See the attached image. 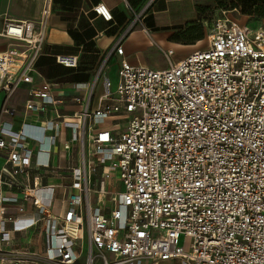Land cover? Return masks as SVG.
<instances>
[{"label":"built area","instance_id":"2783aa9c","mask_svg":"<svg viewBox=\"0 0 264 264\" xmlns=\"http://www.w3.org/2000/svg\"><path fill=\"white\" fill-rule=\"evenodd\" d=\"M153 2L135 13L130 30ZM93 12L113 20L104 5ZM222 14L206 24L207 49L178 62L167 50L164 70L123 61L116 90L105 82L95 109L98 78L76 86L88 92L79 114L18 130L6 104L21 86H32L29 94L41 101L28 102L27 113L56 104V84L36 68L50 0L40 20L5 23L1 36L11 44L0 54V187L22 199L0 191V264H264V30L252 35ZM114 51L124 55L120 41ZM56 62L78 66L72 56ZM56 127L71 130L65 148L76 149L54 168L67 185L42 186L31 173L53 170ZM27 205L36 216L28 218ZM25 217L44 237L41 254L5 248L13 241L8 225Z\"/></svg>","mask_w":264,"mask_h":264},{"label":"crops","instance_id":"0c3cea01","mask_svg":"<svg viewBox=\"0 0 264 264\" xmlns=\"http://www.w3.org/2000/svg\"><path fill=\"white\" fill-rule=\"evenodd\" d=\"M150 0H50L51 16L48 21L46 43L43 47V55L37 64L38 74L47 81V78L38 71L39 66L49 65L60 70H79L82 64L88 63L93 74L91 81H79L75 84L65 82L62 85L52 82L56 74H48V82L56 84L52 90L55 106H49L44 114L27 113L24 109L28 102L41 104V101L32 97L29 92L32 86L23 85L17 94L6 104L16 113L8 119L18 130L23 123L41 126L46 122L55 120L57 115L65 119L79 114L85 106L88 92L86 89H77V85L91 86L98 78L91 104L95 109L98 99L104 94V84L109 82L113 91L118 85V72L123 61L131 65L148 66L145 50L151 47H159L161 51L176 50L182 47L183 41L176 39L179 31L186 29L190 24L197 23L201 6L208 0H154L148 11L141 16L133 29H129L134 23L135 13L139 15ZM47 0H0V54L6 52L11 42L2 37L7 21L36 22L41 19ZM106 6L112 16L111 22L104 21L93 12L97 5ZM153 8L151 11L150 9ZM203 22V30L206 35V24ZM149 31L147 35L145 31ZM136 33L142 34L143 42L139 48L128 49L126 42L131 41ZM124 50L120 56L114 47L119 43ZM150 41L152 43H150ZM137 52H139L137 54ZM163 53V52H162ZM58 56L77 57L78 66L75 69L65 68L56 62ZM106 63V64H105ZM104 66V67H103ZM117 69L118 81L114 84L106 69ZM102 72L98 76L99 71ZM58 72V71H57ZM98 76V77H97ZM101 84V92L96 94L98 85ZM79 99V101H78ZM4 104V94L0 95V111ZM56 139L55 152L52 155L53 170L32 171V177H38V183L46 185H67L63 178L65 172L56 170V167H65L67 160L75 153L76 145L65 148V143L71 137V130L56 127L49 133ZM6 156L0 152V172L5 166ZM9 173V171H8ZM1 193L6 197L22 199L18 190H8L5 186L0 187ZM63 190L57 191V201L60 203ZM28 218L36 216L32 206L27 205ZM26 218V219H25ZM21 221L8 225L12 232L13 241L8 246L19 250H28L35 253H43L45 250L44 237L39 227L31 225L27 217Z\"/></svg>","mask_w":264,"mask_h":264},{"label":"rangeland","instance_id":"374dc122","mask_svg":"<svg viewBox=\"0 0 264 264\" xmlns=\"http://www.w3.org/2000/svg\"><path fill=\"white\" fill-rule=\"evenodd\" d=\"M152 9L153 8H151L150 11ZM223 12H226L227 17L249 33H252V35H254L256 31L264 30V0H208L206 4L201 6L198 23L203 27V22H212L222 18ZM142 37V34L136 33L132 36L131 41L126 42L127 48H139L144 40ZM150 43L152 42L150 41ZM181 46L182 47H178L174 51L175 56L172 59L173 62H178L196 51L207 49L209 44L205 36L204 39L196 43H190L188 45L182 44ZM166 51L167 50L161 51L159 47H151L150 45L144 52L148 61V67L156 70L166 69L168 67V63L164 57V52ZM138 53L139 52H137V54ZM38 71L47 78V81H49L48 78H50L48 74L55 73L56 75L51 77L52 82H56L60 85L65 82H69L70 84H75L79 81L89 82L93 74L97 73L91 70V66L88 63L82 64L79 70H64L62 68L58 70L54 69L53 66L43 65L38 67ZM106 74L109 75L114 84L118 81L117 69L115 67L111 68V70H109L108 67L106 69ZM100 92L101 84L98 85L96 94ZM122 122H124V120H122ZM173 264L178 263L175 262Z\"/></svg>","mask_w":264,"mask_h":264},{"label":"trees","instance_id":"16d2710c","mask_svg":"<svg viewBox=\"0 0 264 264\" xmlns=\"http://www.w3.org/2000/svg\"><path fill=\"white\" fill-rule=\"evenodd\" d=\"M205 36L206 35L203 27L197 22L190 24L186 27V29L179 31V33L176 34L175 38L181 39V41H183V44L188 45L190 43H196L204 39Z\"/></svg>","mask_w":264,"mask_h":264}]
</instances>
